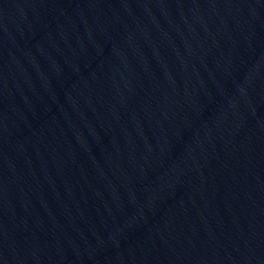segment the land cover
<instances>
[{
  "label": "water",
  "instance_id": "water-1",
  "mask_svg": "<svg viewBox=\"0 0 264 264\" xmlns=\"http://www.w3.org/2000/svg\"><path fill=\"white\" fill-rule=\"evenodd\" d=\"M0 264H264V0H0Z\"/></svg>",
  "mask_w": 264,
  "mask_h": 264
}]
</instances>
